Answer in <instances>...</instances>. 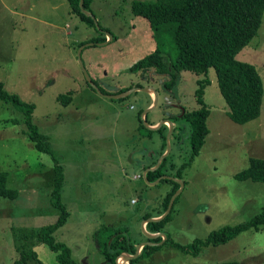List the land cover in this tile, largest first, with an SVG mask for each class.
<instances>
[{
	"label": "rangeland",
	"instance_id": "rangeland-1",
	"mask_svg": "<svg viewBox=\"0 0 264 264\" xmlns=\"http://www.w3.org/2000/svg\"><path fill=\"white\" fill-rule=\"evenodd\" d=\"M132 1L92 0L85 10L92 15V25L68 0H0V80L8 91L35 105L32 121L49 140L48 152L35 147L23 113L0 98V172L7 173V187L17 191L13 199L0 196V264H14L22 248L34 252L43 264H57L55 254L37 239L38 230L60 213L50 202L56 162L65 175L60 199L70 214L52 235L71 248L77 264L103 263L92 237L100 226L107 228L103 237L122 231L134 253L142 242L155 246L147 257L137 259L143 253L140 245L135 258L121 257L120 264H264V227L247 228L226 243L206 245L197 256L174 246L188 245L225 224L244 222L264 208V182L234 176L250 158H264V95L256 118L233 122L212 68L203 95L210 110L209 132L199 153L181 169L180 192L158 231L171 241L157 235L160 239L146 243L142 216L147 212L156 217L173 185L168 179L145 182L141 171L157 152L159 132L153 128L147 136L146 125L137 117L148 99L145 91L112 99L101 89L116 91L132 83L153 88L156 104L146 112V120L177 113L172 125L180 127L169 138V163L178 166L190 154V125L179 110L198 107L197 77L182 71L168 90L159 83L163 79L146 82L130 70L156 46L146 20L132 13ZM92 37H106L108 42L80 44ZM158 44L167 57L175 54L170 38ZM80 46L82 64L100 91L82 71ZM236 58L253 64L264 84V16ZM68 93L70 102L56 99ZM149 96L152 100V92ZM161 124L168 126L166 121ZM24 264L38 263L30 259Z\"/></svg>",
	"mask_w": 264,
	"mask_h": 264
},
{
	"label": "trees",
	"instance_id": "trees-1",
	"mask_svg": "<svg viewBox=\"0 0 264 264\" xmlns=\"http://www.w3.org/2000/svg\"><path fill=\"white\" fill-rule=\"evenodd\" d=\"M68 1L72 10L78 13L81 19L93 25L91 16L82 12L80 0ZM91 1L83 0L82 7L88 10ZM131 11L146 20L156 46L147 55L135 61L130 66V70L137 73L146 82H152V80L158 82V78L163 79L159 83L168 90L176 83L177 75L182 71H189L197 77L194 96L198 107L184 109L181 115L190 125L188 134L190 154L188 159L182 162L181 165L175 166L174 163H169V153L155 169L145 172V179L149 182L159 178V180L168 179L173 183L172 188L166 192L163 200H161V208L155 215L158 216L165 211L171 195L179 187L176 181L170 178H160L159 176L170 174L181 178V169L190 164L199 153V149L209 132L206 121L210 110L203 99V95L205 87L209 83L210 69L214 70L216 87L227 105V115L233 122L242 124L256 118L261 113L264 95L262 77L253 64L238 60L236 54L240 48L250 42L256 35L259 26H261L264 16V0H133ZM168 38H170L175 50V54L173 52L171 57H167L158 44ZM103 40H106V37L101 40H99V37H92L80 44L89 41L96 43ZM134 86L141 85L132 83L116 91L106 92L102 89L101 91L105 94H114ZM146 95L148 97L146 105H141L138 108L137 117L139 121L142 120L140 117L141 112L151 102L149 94ZM0 98L6 102H11L23 113L24 121L28 127V137L33 141L35 147L48 152V135L40 132L32 121L35 105L23 101L16 93L8 91L1 80ZM56 99L59 102L68 103L72 100V95L71 93L59 94ZM176 114L160 118H166L172 122L171 118L178 117ZM146 123L156 124L157 122L146 120ZM140 124L142 123L140 122ZM175 127H180V125H175L173 129ZM167 128V124H159L155 127L159 132L160 143L155 156L142 166L141 171L151 167L156 158L164 152ZM149 130L151 128L146 130L147 136ZM53 173L54 179L50 191V202L52 206L60 210V213L53 223L38 230L37 239L46 244L49 250L55 254L57 264H77L72 256L71 248L66 243L56 240L52 235L56 228L67 221L70 214L66 204L62 203L60 199V191L63 182H65V175H63L62 166L57 162L54 164ZM234 176L240 181L250 179L264 182V158H250L249 165L236 172ZM16 195L17 191L15 189L7 187V173L1 171L0 196L13 199ZM176 199L177 196L173 204ZM169 213L158 221L146 222L144 224L145 231L149 233L161 231V227L169 217ZM146 217H149L147 212L143 214L142 218ZM261 227H264V208L254 213L244 222L235 225L225 224L209 232L203 238L193 239L188 245L172 242L175 243V247L180 248L183 252L197 256L202 247L206 245L223 244L247 228L258 230ZM106 230V227L100 226L92 235L98 252L103 259L102 264H116L117 257L122 253L134 254V246L122 235V231L116 230L103 237ZM158 239L160 237L157 236L152 239L146 238L148 241H157ZM167 240L170 239L166 236L165 241ZM154 247L144 245L143 253L137 259L147 257L146 255ZM30 259L38 264H43L37 259L34 252H27L23 248L19 251V259L15 260L14 264H24ZM219 264L239 263L222 262Z\"/></svg>",
	"mask_w": 264,
	"mask_h": 264
},
{
	"label": "water",
	"instance_id": "water-1",
	"mask_svg": "<svg viewBox=\"0 0 264 264\" xmlns=\"http://www.w3.org/2000/svg\"><path fill=\"white\" fill-rule=\"evenodd\" d=\"M82 4H83V0H80V6H81L82 12L85 13L86 15L91 16V18H92V15L90 13L86 12L85 9L82 7ZM95 24H96V22H95ZM109 37L110 38H108V40L111 39V36H109ZM108 40H105V42H103V43L102 42H96V44H99V43L104 44ZM87 44H94V42L89 41V42H87ZM80 50H81V46H80V48L78 50L77 57H78L80 66L82 68V71H83V73H84V75H85L88 83L91 86H93L95 89H97L98 91H100L98 89V87L94 84V82L92 81V79L89 77V75L87 74V72H86V70H85V68H84V66L82 64V61H81V58H80ZM137 90L145 91L148 94H149V90L152 92V100H151L150 104L146 108L143 109V111L141 112V115H140V117L143 120V123L146 125V127L153 129L157 125L163 123L164 121L168 122V129H167V132L165 134V150H164L163 153H161L156 158V161H155L154 165H152L151 167L145 168V170L143 172V178L145 179V172L147 170H153V169H155L159 165V162L161 160H163L164 157H166L169 154V152H170V142H169V138H170V135H171L172 130H173L172 122L169 119L164 118V119H160L156 124H148V123H146V120H145L146 112H148L150 109H152L155 106V104H156V93H155V90L153 88H151L150 86H146V87L135 86V87H131V88H129V89L125 90V91L119 92V93H114V94H105V93H102V94L104 96H106V97H109V98H112V99H117V98L125 97V96H127V95H129L132 92L137 91ZM181 111H182V113L184 112L183 108H181ZM160 178H170V177H168L167 175H164V176H161ZM170 179H172V178H170ZM158 180H159V178H156L154 181L149 182V181H147L145 179V182H148L150 184H154ZM173 180L176 181L179 184V187L182 185V181L180 179L173 178ZM179 192H180V189L177 188V190L171 195V197H170V199L168 201L167 207H166V209H165V211L163 213H161L160 215H158L156 217H146V218H144L142 220V222L143 223H146L148 221H158L160 219H163L170 212L171 207H172V204H173V201H174L175 197L179 194ZM142 230H143L144 236L146 238L152 239L153 237L155 238L157 235H160L161 237H163L164 240L166 238V234L165 233H161V232L149 233V232L145 231L143 225H142ZM146 243L148 244V243H151V242L148 241V240H146ZM159 243H161V242H159ZM144 244H145V242H142V243L138 244L137 250H135L134 255H128V254H121V255H119L117 257V259H116V264H120L121 263V257L122 258L124 257V258L128 259V261L130 259H132V258H135L136 257V254L138 255L140 245L143 246Z\"/></svg>",
	"mask_w": 264,
	"mask_h": 264
},
{
	"label": "crops",
	"instance_id": "crops-1",
	"mask_svg": "<svg viewBox=\"0 0 264 264\" xmlns=\"http://www.w3.org/2000/svg\"><path fill=\"white\" fill-rule=\"evenodd\" d=\"M107 42H108V41H107ZM158 120H159V119H157V120H153V119H152L151 122H158Z\"/></svg>",
	"mask_w": 264,
	"mask_h": 264
},
{
	"label": "flooded vegetation",
	"instance_id": "flooded-vegetation-1",
	"mask_svg": "<svg viewBox=\"0 0 264 264\" xmlns=\"http://www.w3.org/2000/svg\"><path fill=\"white\" fill-rule=\"evenodd\" d=\"M166 106H167V104H166ZM169 116H171V114H167V115H166V117H169Z\"/></svg>",
	"mask_w": 264,
	"mask_h": 264
},
{
	"label": "bare ground",
	"instance_id": "bare-ground-1",
	"mask_svg": "<svg viewBox=\"0 0 264 264\" xmlns=\"http://www.w3.org/2000/svg\"><path fill=\"white\" fill-rule=\"evenodd\" d=\"M149 92H151V91L149 90Z\"/></svg>",
	"mask_w": 264,
	"mask_h": 264
}]
</instances>
